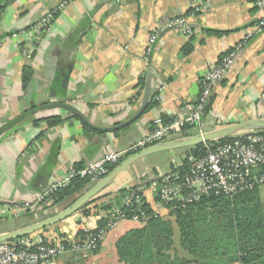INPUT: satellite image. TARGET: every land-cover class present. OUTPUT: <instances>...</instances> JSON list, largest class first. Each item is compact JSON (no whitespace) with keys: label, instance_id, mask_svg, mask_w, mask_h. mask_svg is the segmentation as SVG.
Wrapping results in <instances>:
<instances>
[{"label":"crops","instance_id":"crops-1","mask_svg":"<svg viewBox=\"0 0 264 264\" xmlns=\"http://www.w3.org/2000/svg\"><path fill=\"white\" fill-rule=\"evenodd\" d=\"M61 1L0 0V234L62 210L97 181L90 180L74 197L56 204L49 198L38 201L55 180L107 152L124 150L151 129L154 118L169 121L189 112L199 96L202 73L218 62L261 14L249 0H67L47 30L39 35L19 33ZM178 17L192 28L191 35L184 36L177 26H168L169 20ZM154 31L157 39L145 56L148 37ZM187 46L191 49L185 52ZM23 49L30 52L29 58ZM25 72L31 75L23 85ZM148 87L141 114L114 132L103 133L69 111L44 107L53 102L70 104L91 124L110 127L125 122L141 108ZM159 88L160 101L155 99ZM49 116H57L61 122L49 127L44 121ZM253 119H264V31L240 50L213 89L203 115V130ZM196 133L195 126H187L182 135ZM190 148L136 161L92 200L79 224L76 216L81 210L46 232L29 236L52 243L70 238L84 222L94 227L109 209L121 203L118 192L130 186L143 185V198L154 206L151 180L180 168ZM181 152L184 157L175 161ZM162 153H171L165 166ZM258 191L264 215V183ZM107 204L112 207L101 208ZM47 207H51L49 214L41 211L34 215L35 209ZM161 214L167 216L165 211ZM140 226L139 222L121 220L105 234L95 253L80 259L61 254L55 264H122L116 241Z\"/></svg>","mask_w":264,"mask_h":264},{"label":"built area","instance_id":"built-area-1","mask_svg":"<svg viewBox=\"0 0 264 264\" xmlns=\"http://www.w3.org/2000/svg\"><path fill=\"white\" fill-rule=\"evenodd\" d=\"M249 1L261 11V14L254 24L243 29L240 40L227 50L218 62L210 65L202 73L199 79V96L189 112L169 121L163 120L160 116L154 118L151 129L142 138L132 142L124 150L107 152L102 158L71 170L66 176L51 183L38 201L67 186L74 178H89L91 181L102 178L110 171V167H114L125 156L182 135L187 126H195L197 131L203 130V115L213 89L230 70L240 50L254 35L264 31V0ZM66 4L67 0L57 3L29 28L19 33L41 34L48 29L54 15ZM168 26H177L179 33L184 36L193 33L192 28L185 25L184 18L181 17L169 20ZM157 34L158 32L154 31L149 35L145 56L150 52ZM11 36L15 37L17 33H12ZM23 53L27 58L31 56L27 49H23ZM155 99L162 100L161 88ZM204 148L205 152L202 154L188 153L182 169L169 170L153 177L150 185L155 195V204L152 206L154 214L162 215L163 211L167 213L174 208H184L204 197H233L264 183V131H249L230 140L204 143ZM143 189V185L128 187L120 205L109 209L101 218L104 220L102 226L96 224L91 227L88 222H84L70 238L46 243L26 236L0 242V264H55L56 258L65 253L74 254L75 259L88 257L95 253L105 234L119 221L128 219L145 223L146 215L137 207L134 210L130 208L133 204L138 206L141 204ZM101 219L99 218V221Z\"/></svg>","mask_w":264,"mask_h":264},{"label":"trees","instance_id":"trees-1","mask_svg":"<svg viewBox=\"0 0 264 264\" xmlns=\"http://www.w3.org/2000/svg\"><path fill=\"white\" fill-rule=\"evenodd\" d=\"M190 49L187 46L185 52ZM30 75L31 72L23 74V85ZM44 121L51 127L60 123L61 118L49 116ZM204 152V144H199L188 153ZM89 182V178L72 179L67 186L48 196L50 203L74 197ZM126 193L127 189H122L117 196L122 198ZM91 202L81 209L84 215L88 214ZM111 207V204L101 206L105 210ZM136 207L147 220L116 241L118 260L122 264H264V215L258 186L233 197H204L184 208L169 210L167 216L154 214L153 207L144 198L139 206L133 204L130 208ZM103 224L102 219L99 226Z\"/></svg>","mask_w":264,"mask_h":264},{"label":"water","instance_id":"water-1","mask_svg":"<svg viewBox=\"0 0 264 264\" xmlns=\"http://www.w3.org/2000/svg\"><path fill=\"white\" fill-rule=\"evenodd\" d=\"M149 79H150L149 74H147V80L149 81ZM147 80L146 83H148ZM148 97H149V87L146 88L144 101L141 108L125 122L110 127H100L91 124L79 109H77L76 107L70 104H66L63 102H53V103H49L44 107L59 108L65 111H69L89 127L94 128L96 130H100L103 133H107V132H114L132 123L143 111L144 105L147 102ZM249 131H264V119L246 120L243 122L230 124L227 126H223L208 131L201 130V131H197L196 134L191 136L179 135L173 139L162 141L153 144L151 146H147L143 149H140L137 152L125 156L118 164L112 167L111 170L105 176L98 179L94 184H92L87 190H85L81 195H79L67 207L63 208L60 211L56 210L54 214L42 220L33 222L32 224L26 227L0 234V242L11 241L25 236H29L35 232H38L42 229L48 228L50 226L56 225L66 220L70 216L80 211L83 208V206H85L88 202L95 199L99 195V193L107 186V184H109L120 172H122L123 170H125L126 168H128L138 160H141L147 156L159 152H164V151L174 150L184 147H194L199 144L218 141L225 137H234ZM51 207H53V205ZM51 207L50 208L47 207L44 209H35L34 215L36 216L41 211L44 212V214H49ZM83 216L84 214L82 212L79 213L78 216H76L77 224L81 222Z\"/></svg>","mask_w":264,"mask_h":264},{"label":"rangeland","instance_id":"rangeland-1","mask_svg":"<svg viewBox=\"0 0 264 264\" xmlns=\"http://www.w3.org/2000/svg\"><path fill=\"white\" fill-rule=\"evenodd\" d=\"M176 152H179V151H175V154H176ZM182 154L179 156V155H177V157H176V160L175 161H178L179 159H181V158H183L184 157V155H185V152H181ZM169 154H171V153H162V155H160V156H162V159H163V166H165L166 165V161H169V159L171 158V155H169ZM48 229H42V231H40V232H46ZM39 232V231H38Z\"/></svg>","mask_w":264,"mask_h":264}]
</instances>
